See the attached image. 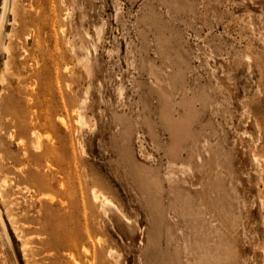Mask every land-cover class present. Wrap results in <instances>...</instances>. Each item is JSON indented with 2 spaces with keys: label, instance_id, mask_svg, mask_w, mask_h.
Instances as JSON below:
<instances>
[{
  "label": "rangeland",
  "instance_id": "obj_1",
  "mask_svg": "<svg viewBox=\"0 0 264 264\" xmlns=\"http://www.w3.org/2000/svg\"><path fill=\"white\" fill-rule=\"evenodd\" d=\"M0 18V264H194L195 240L264 264V0H0ZM166 112L175 163L200 161L173 193Z\"/></svg>",
  "mask_w": 264,
  "mask_h": 264
},
{
  "label": "bare ground",
  "instance_id": "obj_2",
  "mask_svg": "<svg viewBox=\"0 0 264 264\" xmlns=\"http://www.w3.org/2000/svg\"><path fill=\"white\" fill-rule=\"evenodd\" d=\"M6 3L7 2H5V5H6ZM5 5H3V7H2L3 11L6 9ZM2 18H0V20H1L0 23L2 22ZM82 115L80 114V116H79L80 118L79 119L83 118ZM163 120H165L167 125H168V127L170 129H172V133L178 134L177 136L174 137V139H172V142L169 144V146L167 148L168 153H169V160L167 161L168 169L166 171H164V173H163L164 180L167 181L168 188L173 193V190L176 188L178 179L185 180V178L183 177V179H182L179 174H182V173L189 174V172L192 170L193 160L195 162L199 161V154L196 151H194V150H193V152H188L189 154H188L187 159L182 160L180 162V164L177 165L175 163V156L177 155L176 149H177V144H178V142H179V140L181 138V136H180V133H182L181 130L184 129V127H182L184 125V122L181 121V120L173 119L172 116L169 113H167V112L163 113ZM204 177H205V175H204ZM93 194H94V192H93ZM93 197H95V199H96L97 196L94 194ZM172 205H173V212L174 213L177 212V210L179 211L178 208H180L181 211H182V209H186V207L189 208L187 202H181V203H179L177 205H175V203L172 202ZM207 214L210 216V213L209 212L206 213L205 211L204 212H200V215L199 214L198 215H199V217L202 220L205 219L206 221H210L211 222L210 217L207 218L205 216ZM180 216H182V218H183V215L181 213H180ZM195 243H197L199 250H198V253L196 255V259H194V264H212L211 263V259L212 258L210 257L211 255H210V251H209V248H208L209 246H206V244H205L206 241L204 243H202V242L200 243L199 240L198 241L195 240Z\"/></svg>",
  "mask_w": 264,
  "mask_h": 264
}]
</instances>
